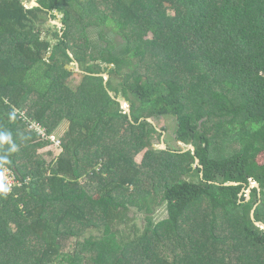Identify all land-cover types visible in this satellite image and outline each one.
Here are the masks:
<instances>
[{
  "label": "trees",
  "instance_id": "trees-1",
  "mask_svg": "<svg viewBox=\"0 0 264 264\" xmlns=\"http://www.w3.org/2000/svg\"><path fill=\"white\" fill-rule=\"evenodd\" d=\"M39 4L0 0V134L11 136L0 171L17 181L0 193V264H264V231L250 219L259 202L264 223V0ZM53 11L64 27L51 44L38 25ZM166 116L195 154L154 147L167 130L148 118ZM62 123L58 151L48 136ZM251 178L261 196L246 201Z\"/></svg>",
  "mask_w": 264,
  "mask_h": 264
},
{
  "label": "rangeland",
  "instance_id": "rangeland-1",
  "mask_svg": "<svg viewBox=\"0 0 264 264\" xmlns=\"http://www.w3.org/2000/svg\"><path fill=\"white\" fill-rule=\"evenodd\" d=\"M24 4L26 7L30 8V2H27V0L24 1ZM53 13L57 14V20H53L54 22H60V18L63 17V12H57V11H53ZM62 18V20H63ZM50 19H48V21H45V23L43 24H40L38 25L40 27V37L42 40H48L51 44H54L57 42V40L59 39L58 36L56 37H53V32L54 33H60V36L62 35L61 31H60V27L57 26L55 27L54 24L56 23H51L49 21ZM99 26V24L94 28L96 29L97 27ZM44 28V29H43ZM93 29V30H94ZM125 34H120L118 36L115 37V40L116 42L118 43H126L128 42V37H124ZM151 37V32L150 33H146L145 35V38H149ZM76 60V59H75ZM156 61L154 60L153 61V64H155ZM149 65L150 67H152V62H149ZM155 68V67H153ZM124 72L120 73L121 75H123L125 77V82L128 84V81L130 80V77L127 76V72H128V66H124ZM82 77L80 75H77L75 73V75L71 76L70 78L67 79V82H69V84L71 86H76L78 85L81 81H82ZM159 79V72H156V74L154 75V77L152 78V80H157ZM117 78L114 77V81L117 82ZM154 123L159 127L161 128L162 126H165L166 127V134H165V140H166V143L169 147L167 148H171L173 150H178L180 148H182V144L179 143V141H177L175 138H176V135H175V124H176V120L173 116H166V117H162L161 119L159 120H154ZM32 125V124H31ZM155 127V126H154ZM153 127V129H154ZM32 129L34 130H41L38 126L34 125L33 127H31ZM67 129V124L66 123H62L56 130L54 133H51L53 136H51L49 139H51L52 137L54 138L55 141L59 142L58 145H55V150H58V147L60 145V140L58 137H60L61 135H63V133L66 131ZM155 129H157V127H155ZM155 129L152 130L153 132H155ZM29 130V129H28ZM158 130V129H157ZM156 130V131H157ZM162 139V137L160 138ZM153 144H159L161 141L156 137V135L154 136L153 140H152ZM55 144V143H54ZM53 144V145H54ZM236 148L239 149V146L237 145ZM49 151H52L53 153V157L56 155L55 151L51 148ZM41 151H39L40 153ZM42 160L45 162V166H47V164L51 161V158L52 156H49L48 154H45V152H42ZM138 158V157H137ZM139 159V158H138ZM258 161L260 164H264V154L260 155L259 158H258ZM116 174H114L113 176H115ZM264 209V207H263ZM136 213L137 212V209L136 208H132V210L130 211V214L131 213ZM164 214V211H162V207H158L156 210H155V213L153 215V217L155 219L159 218L160 216H162ZM137 215L140 216L139 219H137V224L139 225V227H142L143 226V220H142V217H141V212H137Z\"/></svg>",
  "mask_w": 264,
  "mask_h": 264
},
{
  "label": "water",
  "instance_id": "water-1",
  "mask_svg": "<svg viewBox=\"0 0 264 264\" xmlns=\"http://www.w3.org/2000/svg\"><path fill=\"white\" fill-rule=\"evenodd\" d=\"M38 0H27V2H30V8L29 9H32V8H35V7H39L40 5L38 4L37 2ZM25 5V4H24ZM52 23H56L59 27H62L63 25L61 24V22H53ZM50 56V53L48 55V57ZM70 56L72 57V55L70 54ZM67 66V69L70 70V71H73V72H76V73H84V71H82V69L80 68L79 64L76 62V61H73L71 64H68L66 65ZM102 76L105 78V81H107L109 79V73H103ZM110 95L116 99L121 107H122V110L124 113H128L129 115L131 114V109H130V103L129 101L126 99V97L122 94H115L114 92L110 91ZM131 118V117H130ZM148 120L150 122H152V119L151 118H148ZM154 124V122H152ZM160 130V129H159ZM164 137H165V132L164 134L162 135V139H161V142L159 144H154V147L156 149H167V144L165 143L164 141ZM182 149L181 152H186V151H189L191 150L193 153H194V150H195V147L193 145L192 142L186 144V145H182ZM193 168H197L198 166L202 167V165L200 164V159L198 157L195 158V162L192 164ZM251 185H250V188L247 189V190H242L243 193H244V196L246 198V201L250 198L249 197V194H251V189L252 188H256L259 192L262 191V188H261V185L258 184L255 180H251ZM225 185H238L240 184V182H234V181H230V182H225L224 183ZM239 195H241V193H239ZM255 208H256V205L252 208V210L250 211V219L251 221L253 222L254 226L257 227L258 229L264 231V223L261 222V221H255L254 220V211H255ZM162 211L165 212V207L162 206Z\"/></svg>",
  "mask_w": 264,
  "mask_h": 264
},
{
  "label": "clouds",
  "instance_id": "clouds-1",
  "mask_svg": "<svg viewBox=\"0 0 264 264\" xmlns=\"http://www.w3.org/2000/svg\"><path fill=\"white\" fill-rule=\"evenodd\" d=\"M25 1V0H24ZM38 2V4H39V1H37ZM40 5V4H39ZM40 7V6H39ZM27 9H29L28 7H26ZM58 12V11H57ZM55 14V13H54ZM55 15H57V14H55ZM58 16V15H57ZM63 16H64V14H63ZM62 18L63 17H61L60 18V22H61V24L63 25L62 27H60V31H61V29H63V27H64V24L62 23ZM53 20H57V18H55V19H50L49 21L52 23V21ZM54 22V21H53ZM54 26L55 27H57L58 25L57 24H54ZM71 54V53H70ZM72 55V54H71ZM49 57H51V53H50V56ZM73 61H76L74 58H73ZM72 61V62H73ZM71 62V63H72ZM77 62V61H76ZM70 63V64H71ZM78 63V62H77ZM79 64V63H78ZM79 66H80V64H79ZM82 69V68H81ZM83 71V70H82ZM74 73H76V72H74ZM77 74V73H76ZM78 74H83V73H78ZM122 94V93H121ZM121 106V105H120ZM122 108V107H121ZM130 109H131V107H130ZM123 111V110H122ZM152 119V118H151ZM152 122H154V120L152 119ZM153 124V123H152ZM155 127H157V129H160L155 123L153 124ZM161 130V129H160ZM46 134V133H45ZM165 134H166V132H165ZM51 136H53V135H49L48 136V139L51 137ZM46 137H47V134H46ZM51 140V139H50ZM0 141H2V142H8V143H11V136H10V134H0ZM52 141V140H51ZM164 141H165V143H166V140H165V137H164ZM53 142V141H52ZM54 143V142H53ZM179 143L180 144H182L183 143V145H186V144H188V143H184V142H182V141H179ZM167 144V143H166ZM194 145V144H193ZM168 146V145H167ZM195 147V146H194ZM16 149H15V146H13L12 147V149H11V151H15ZM181 150H183L182 148H181ZM181 150H180V152H181ZM189 151H191V150H189ZM187 152V151H186ZM192 152V151H191ZM193 153V152H192ZM193 154H195V150H194V153ZM196 156V155H195ZM196 157H198V156H196ZM195 157V158H196ZM199 158V157H198ZM200 159V158H199ZM201 161V160H200ZM0 162H2L3 164H7L8 163V159L7 158H5V159H2V160H0ZM201 164V163H200ZM202 165V164H201ZM193 167V166H192ZM251 180H254V179H250L249 181H251ZM256 181V180H255ZM230 182V181H229ZM235 182V181H234ZM237 182V181H236ZM257 182V181H256ZM258 183V182H257ZM258 184H260V183H258ZM250 185H251V182H250ZM250 188V186H248V188H243V190H247V189H249ZM253 189H256V188H252L251 189V192H252V190ZM8 191H9V186L5 183V177H4V175H3V173L2 172H0V193H3V194H7L8 193ZM239 193H241V194H244L243 193V191L241 190ZM259 193V196H261V192H258ZM249 197H250V194H249ZM250 199V198H249ZM248 199V200H249ZM258 204H259V202L258 203H256L255 205H256V208H257V206H258ZM254 205V206H255ZM255 208V209H256Z\"/></svg>",
  "mask_w": 264,
  "mask_h": 264
},
{
  "label": "built area",
  "instance_id": "built-area-1",
  "mask_svg": "<svg viewBox=\"0 0 264 264\" xmlns=\"http://www.w3.org/2000/svg\"><path fill=\"white\" fill-rule=\"evenodd\" d=\"M38 126V125H37ZM40 133H43V138H46V134L44 130H39ZM51 140L55 143V145H58L59 142L55 141L54 138L52 137ZM0 172L3 173L4 177H5V183L9 186V191H12L13 187L15 185H17V181H15L13 175L11 174V172L7 169V168H3Z\"/></svg>",
  "mask_w": 264,
  "mask_h": 264
},
{
  "label": "flooded vegetation",
  "instance_id": "flooded-vegetation-1",
  "mask_svg": "<svg viewBox=\"0 0 264 264\" xmlns=\"http://www.w3.org/2000/svg\"><path fill=\"white\" fill-rule=\"evenodd\" d=\"M39 1V0H38ZM56 16V18H57V15H55ZM44 29V28H43Z\"/></svg>",
  "mask_w": 264,
  "mask_h": 264
}]
</instances>
